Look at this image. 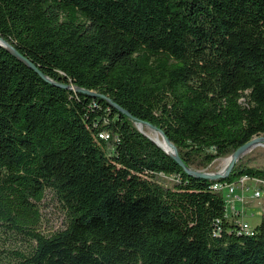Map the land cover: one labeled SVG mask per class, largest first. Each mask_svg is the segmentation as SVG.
Wrapping results in <instances>:
<instances>
[{"label":"trees","instance_id":"obj_1","mask_svg":"<svg viewBox=\"0 0 264 264\" xmlns=\"http://www.w3.org/2000/svg\"><path fill=\"white\" fill-rule=\"evenodd\" d=\"M0 40V264H264L212 188L264 169L193 173L264 138V0H0Z\"/></svg>","mask_w":264,"mask_h":264},{"label":"rangeland","instance_id":"obj_2","mask_svg":"<svg viewBox=\"0 0 264 264\" xmlns=\"http://www.w3.org/2000/svg\"><path fill=\"white\" fill-rule=\"evenodd\" d=\"M135 127L151 140L154 139L153 141L163 148L162 145H164L163 143H165V140L157 131L151 129L146 125H141V124H135ZM229 159H230V154L221 158H217L213 160L208 166L198 169V171L207 172V173L222 171V169H224L229 163ZM234 163H240L246 166H252V167L264 169V141L256 140L253 145L243 150V152L235 158ZM251 193L252 190H248L244 192L243 203H241V205L244 207V211H245L244 219L247 221L248 227H252L255 223L258 222L257 219L258 214H253V216H250L249 212L255 213L259 211L258 210L259 207L264 206V204L262 205L259 204L257 200L251 199L250 198ZM235 203L240 204L239 202H235ZM41 210L42 213L44 214V217L46 218L48 225L49 226L51 225L53 228H56L60 223L59 213L54 209V207H52V205L49 202L45 206H43ZM49 226L46 225L45 228H48Z\"/></svg>","mask_w":264,"mask_h":264},{"label":"built area","instance_id":"obj_3","mask_svg":"<svg viewBox=\"0 0 264 264\" xmlns=\"http://www.w3.org/2000/svg\"><path fill=\"white\" fill-rule=\"evenodd\" d=\"M252 184L253 187H250ZM213 189H220L223 193V201L225 204L226 214H233L235 211L234 203H243L242 192L244 190H252L251 199L259 200L264 199V180L259 178H248L245 176L240 177L236 181L229 184H219L215 183L212 185ZM238 190V192H236ZM241 218H237L240 229L248 233L251 231L252 227H248L247 223L243 222Z\"/></svg>","mask_w":264,"mask_h":264},{"label":"water","instance_id":"obj_4","mask_svg":"<svg viewBox=\"0 0 264 264\" xmlns=\"http://www.w3.org/2000/svg\"><path fill=\"white\" fill-rule=\"evenodd\" d=\"M0 42H1V44H2V46H4V47H6L9 51H11L9 48H8V45L5 43V42H3V41H1L0 40ZM13 52V51H12ZM125 113V112H124ZM125 114H127V113H125ZM146 126H148V127H150L151 129H153V130H155V131H157L165 140H166V142H168L167 141V139L163 136V134H162V132L157 128V127H155V126H153V125H151V124H148V123H146L145 124ZM138 130V129H137ZM138 131H140V130H138ZM141 132V131H140ZM142 133V132H141ZM143 134V133H142ZM143 135H145V134H143ZM146 136V135H145ZM147 137V136H146ZM148 138V137H147ZM148 139H150V138H148ZM151 140V139H150ZM256 140H262V141H264V138H261V137H253V138H251L249 141H247L246 143H244L242 146H240L238 149H236L235 151H233L231 154H230V159H229V163L227 164V166L224 168V169H222V171H219V172H214V173H207V172H202V171H193V173L194 174H196L197 176H199V177H203V178H210V179H217V178H219L220 176H222L223 174H226L230 169H231V167L233 166V164H234V160H235V158L238 156V153L240 152V151H243V150H245V149H247L248 147H250L251 145H253L254 144V142L256 141ZM153 143H155L153 140H151ZM169 143V142H168ZM158 147H160L166 154H168V155H170V156H172L173 158H175L176 160H177V162H178V164H181L180 163V161H179V159L177 158V156H176V150H175V148L171 145V147H172V153H168L167 151H165L160 145H158L157 143H155ZM185 170H188V169H186L185 168Z\"/></svg>","mask_w":264,"mask_h":264},{"label":"crops","instance_id":"obj_5","mask_svg":"<svg viewBox=\"0 0 264 264\" xmlns=\"http://www.w3.org/2000/svg\"><path fill=\"white\" fill-rule=\"evenodd\" d=\"M250 185V187H253V185L252 184H249ZM236 192H238V190L236 191ZM244 192H246V190H244L243 192H242V196H244ZM251 198V197H250ZM263 200L264 199H260V200H257L258 201V203L259 204H264V202H263ZM260 205V206H261ZM234 207H235V211H234V213L233 214H229V215H232V216H234V217H237V218H242L241 220L243 221V222H246L247 223V221L244 219V214H245V211H244V207L241 205V204H238V203H235L234 204ZM259 211H257V212H249V215L250 216H253V214H258V216H257V219H258V222L260 221V218L261 217H263L264 216V206H261V207H259V209H258ZM246 212H248V211H246ZM257 222V223H258ZM257 223H255L254 225H256ZM248 224V223H247ZM253 225V226H254Z\"/></svg>","mask_w":264,"mask_h":264},{"label":"bare ground","instance_id":"obj_6","mask_svg":"<svg viewBox=\"0 0 264 264\" xmlns=\"http://www.w3.org/2000/svg\"><path fill=\"white\" fill-rule=\"evenodd\" d=\"M154 140V139H153ZM165 140V139H164ZM156 143V142H155ZM164 145H162L163 146V149L165 150V151H167L168 153H172V147H171V145L168 143V142H166V140H165V143H163ZM243 151H240L239 153H238V155H240L241 153H242Z\"/></svg>","mask_w":264,"mask_h":264}]
</instances>
